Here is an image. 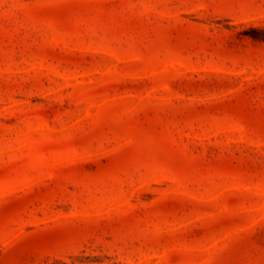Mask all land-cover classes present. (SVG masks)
I'll return each instance as SVG.
<instances>
[{"label":"rangeland","instance_id":"obj_1","mask_svg":"<svg viewBox=\"0 0 264 264\" xmlns=\"http://www.w3.org/2000/svg\"><path fill=\"white\" fill-rule=\"evenodd\" d=\"M0 264H264V0H0Z\"/></svg>","mask_w":264,"mask_h":264}]
</instances>
